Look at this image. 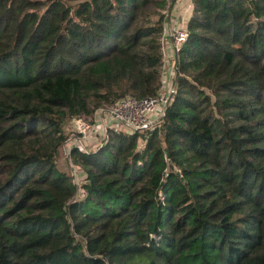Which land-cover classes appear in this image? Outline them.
Masks as SVG:
<instances>
[{"label": "trees", "instance_id": "1", "mask_svg": "<svg viewBox=\"0 0 264 264\" xmlns=\"http://www.w3.org/2000/svg\"><path fill=\"white\" fill-rule=\"evenodd\" d=\"M174 2L0 0V264H264V0H191L160 123L57 167L67 121L157 95Z\"/></svg>", "mask_w": 264, "mask_h": 264}, {"label": "built area", "instance_id": "2", "mask_svg": "<svg viewBox=\"0 0 264 264\" xmlns=\"http://www.w3.org/2000/svg\"><path fill=\"white\" fill-rule=\"evenodd\" d=\"M170 7L162 12L164 16V24L169 17ZM164 32V28H163ZM172 40V61L173 66L166 74L161 68L160 75V87L156 96L134 99L124 98L107 109L101 107L94 112V122H86L81 117L72 120V136L66 140L64 147L67 149L66 158L69 159V154L72 149H78L81 152L88 153L87 145L94 139H99L101 145L108 139V135L112 131H118L120 129L129 130H142V129H153L158 123L168 106L171 97L174 93L173 78L175 74V58L176 53L179 51L181 45L187 38L186 30L184 28H173L170 32ZM160 51L162 62L165 60V41L162 35L160 40ZM72 176L75 184L79 187L82 183L80 182V171L74 166L71 167ZM83 180V176H81ZM80 182V183H79ZM81 194L84 192L79 189Z\"/></svg>", "mask_w": 264, "mask_h": 264}, {"label": "crops", "instance_id": "3", "mask_svg": "<svg viewBox=\"0 0 264 264\" xmlns=\"http://www.w3.org/2000/svg\"><path fill=\"white\" fill-rule=\"evenodd\" d=\"M192 2L191 0H175V2L172 4L170 11H169V17L164 25V32H163V38L165 41V60L162 62V70L166 74H169L172 66V40L170 37V32L173 28H186V25L188 23L189 18L192 14Z\"/></svg>", "mask_w": 264, "mask_h": 264}, {"label": "rangeland", "instance_id": "4", "mask_svg": "<svg viewBox=\"0 0 264 264\" xmlns=\"http://www.w3.org/2000/svg\"><path fill=\"white\" fill-rule=\"evenodd\" d=\"M101 107H103V108H105V109H107L108 108V105H103V106H101ZM100 107V108H101ZM94 117H95V115H94V113L91 115V116H82L81 118L84 120V121H86V122H94ZM72 121H67L66 122V124H65V126H64V134L66 135V137L69 139L71 136H72V123H71ZM140 145H141V143H140ZM101 146V142H100V140L98 139H94V140H92L88 145H87V150L89 151V152H91V151H93V150H95V149H97L98 147H100ZM66 151H67V149L65 148V147H63V153L61 152L60 153V156H59V158H58V160H57V167H58V169L61 171V172H64V173H66V174H69V175H71V170H70V164L68 163V161H66ZM80 173V175H79V178H80V182L82 181L81 180V176H82V173L81 172H79ZM79 182V183H80Z\"/></svg>", "mask_w": 264, "mask_h": 264}]
</instances>
